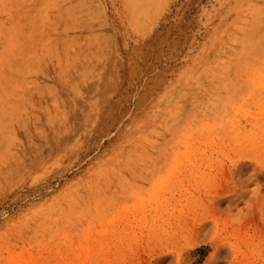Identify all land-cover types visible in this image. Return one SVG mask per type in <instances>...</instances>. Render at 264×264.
Returning a JSON list of instances; mask_svg holds the SVG:
<instances>
[{
    "label": "rangeland",
    "instance_id": "obj_1",
    "mask_svg": "<svg viewBox=\"0 0 264 264\" xmlns=\"http://www.w3.org/2000/svg\"><path fill=\"white\" fill-rule=\"evenodd\" d=\"M15 1L0 264H264V0Z\"/></svg>",
    "mask_w": 264,
    "mask_h": 264
},
{
    "label": "bare ground",
    "instance_id": "obj_2",
    "mask_svg": "<svg viewBox=\"0 0 264 264\" xmlns=\"http://www.w3.org/2000/svg\"><path fill=\"white\" fill-rule=\"evenodd\" d=\"M15 0H0V4H3L4 6H6L7 5V3H10V5H12V4H15ZM18 2V1H17ZM29 2V1H28ZM28 2H26V3H28ZM34 2V1H33ZM32 2V3H33ZM25 3V2H24ZM37 8V7H36ZM38 9V8H37ZM24 11V10H23ZM26 16V15H25ZM42 16H43V14H42ZM27 17V16H26ZM35 17V16H34ZM32 18V17H31ZM69 20V19H68ZM59 33V32H58ZM71 34V33H70ZM59 35V34H58ZM68 54V53H67Z\"/></svg>",
    "mask_w": 264,
    "mask_h": 264
}]
</instances>
